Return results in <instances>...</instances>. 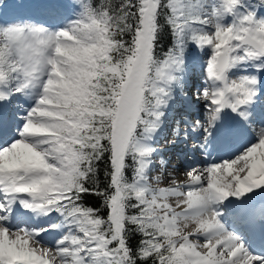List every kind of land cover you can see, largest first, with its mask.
<instances>
[{
    "label": "snow or ice",
    "instance_id": "6c2138e0",
    "mask_svg": "<svg viewBox=\"0 0 264 264\" xmlns=\"http://www.w3.org/2000/svg\"><path fill=\"white\" fill-rule=\"evenodd\" d=\"M0 264H264V0H0Z\"/></svg>",
    "mask_w": 264,
    "mask_h": 264
},
{
    "label": "bare ground",
    "instance_id": "6f19581e",
    "mask_svg": "<svg viewBox=\"0 0 264 264\" xmlns=\"http://www.w3.org/2000/svg\"><path fill=\"white\" fill-rule=\"evenodd\" d=\"M182 173H183V168L181 169V174H180V176H182V177H183V174H182Z\"/></svg>",
    "mask_w": 264,
    "mask_h": 264
},
{
    "label": "rangeland",
    "instance_id": "374dc122",
    "mask_svg": "<svg viewBox=\"0 0 264 264\" xmlns=\"http://www.w3.org/2000/svg\"><path fill=\"white\" fill-rule=\"evenodd\" d=\"M179 179L183 180V179H184V177H182V176H179Z\"/></svg>",
    "mask_w": 264,
    "mask_h": 264
},
{
    "label": "trees",
    "instance_id": "16d2710c",
    "mask_svg": "<svg viewBox=\"0 0 264 264\" xmlns=\"http://www.w3.org/2000/svg\"><path fill=\"white\" fill-rule=\"evenodd\" d=\"M95 203V201H93Z\"/></svg>",
    "mask_w": 264,
    "mask_h": 264
}]
</instances>
